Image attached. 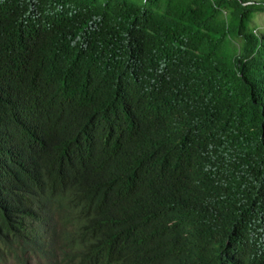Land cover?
I'll return each mask as SVG.
<instances>
[{"label":"trees","instance_id":"1","mask_svg":"<svg viewBox=\"0 0 264 264\" xmlns=\"http://www.w3.org/2000/svg\"><path fill=\"white\" fill-rule=\"evenodd\" d=\"M262 13L0 0V264H264Z\"/></svg>","mask_w":264,"mask_h":264},{"label":"rangeland","instance_id":"2","mask_svg":"<svg viewBox=\"0 0 264 264\" xmlns=\"http://www.w3.org/2000/svg\"><path fill=\"white\" fill-rule=\"evenodd\" d=\"M249 3H255V2H260V1H264V0H248ZM256 23L258 24V28L259 29H264V13L259 14L258 18L256 19ZM35 261L31 260V264H34ZM8 264H11L10 262H8Z\"/></svg>","mask_w":264,"mask_h":264}]
</instances>
